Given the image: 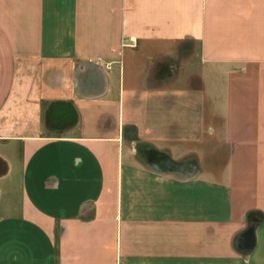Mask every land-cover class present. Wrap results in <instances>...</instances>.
I'll list each match as a JSON object with an SVG mask.
<instances>
[{"label":"crops","instance_id":"0c3cea01","mask_svg":"<svg viewBox=\"0 0 264 264\" xmlns=\"http://www.w3.org/2000/svg\"><path fill=\"white\" fill-rule=\"evenodd\" d=\"M0 264H264V0H0Z\"/></svg>","mask_w":264,"mask_h":264},{"label":"built area","instance_id":"2783aa9c","mask_svg":"<svg viewBox=\"0 0 264 264\" xmlns=\"http://www.w3.org/2000/svg\"><path fill=\"white\" fill-rule=\"evenodd\" d=\"M129 44H131V45H133L134 44V40H133V38H129L128 40H126ZM97 61H99V60H97ZM106 68H107V66H106Z\"/></svg>","mask_w":264,"mask_h":264}]
</instances>
